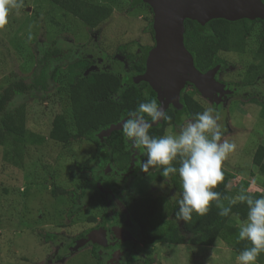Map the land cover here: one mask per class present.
Instances as JSON below:
<instances>
[{
	"label": "rangeland",
	"instance_id": "1",
	"mask_svg": "<svg viewBox=\"0 0 264 264\" xmlns=\"http://www.w3.org/2000/svg\"><path fill=\"white\" fill-rule=\"evenodd\" d=\"M89 1L113 8L111 18L93 29L50 0H18L19 7L11 9L7 23L0 26V87L11 74L31 79L46 48H60L61 55L85 54L94 58L101 70L124 74L126 60L119 47L127 44L126 51L138 53L145 49L141 45L153 44L154 0ZM260 32L257 23L244 52H220L228 65L219 68L216 79L229 92L219 96L191 84L180 90L173 82L163 85L171 87L170 104L179 105L184 90L203 111L211 108L220 115L222 140L236 144L222 165L231 176L229 188L234 197L247 191L264 195V175L252 160L257 147L264 145V76L260 87L242 85L255 53L264 52ZM67 64L68 60L56 62L59 68L54 79H49L47 89L19 96L12 104H26L27 128L43 136L44 142L27 144L21 164L6 159L5 152L11 150L9 143L0 144V264H98L95 253L101 255L102 264H143L148 258L151 264H238L239 254L221 240L212 246H186L171 240L143 247L134 228L123 226L118 212L109 209L107 217L103 216L101 195L107 196L109 190L99 176L111 181L113 175L103 174L94 161L79 166L96 153L93 140L101 139L103 134H94L90 140L74 141L69 137L74 122L67 91ZM190 119L179 115L166 135L178 134ZM132 149L133 157L137 156L138 150ZM121 159L129 163L123 182L137 191L136 162L129 154ZM84 177L91 182L84 184ZM55 187H84L86 194L74 204L67 195L53 196ZM152 194L159 192L153 188ZM234 222L240 224L237 219ZM91 231L96 233L86 241ZM49 234L56 238L48 240Z\"/></svg>",
	"mask_w": 264,
	"mask_h": 264
},
{
	"label": "trees",
	"instance_id": "2",
	"mask_svg": "<svg viewBox=\"0 0 264 264\" xmlns=\"http://www.w3.org/2000/svg\"><path fill=\"white\" fill-rule=\"evenodd\" d=\"M58 7L80 19L91 29L96 28L109 20L113 14V8L94 3L89 0H50ZM264 2V0H262ZM153 24V16L151 17ZM261 28V37H264V19L242 18L229 20L214 18L206 23L194 19L185 20L184 44L191 52L196 67L206 72L217 65L220 68L227 67L228 62L221 57V51L244 52L251 31L255 24ZM153 44L141 45L144 51L132 53L126 51L127 44L119 48L126 60L125 76L122 72L114 70H101L96 60L83 54L82 56L66 53L60 48H46L39 59V63L28 79L16 74L9 75L5 80V86L0 87V144L9 143L11 150L5 152L6 159L21 164L22 153L29 143L42 144L44 137L35 134L27 128V107L24 102L12 107L14 100L26 94H32L42 89H47L49 79H54L57 74L56 62L68 60L70 78L67 91L70 100V111L74 122V131L69 133L72 140H90L94 134L102 133L112 124L128 118V113L136 109L139 103L145 101V93L148 100H155L162 106L163 99L151 84L141 79L146 71L147 58L155 45V30L151 28ZM59 55L61 57H59ZM264 76V52H256L254 60L249 65L242 85L260 87ZM187 85H193L190 82ZM185 89V88H184ZM115 97L116 99H113ZM180 106L170 104L166 113L170 120L156 122L149 130L150 135L159 137L166 135L169 126L176 124L179 115L193 118L196 113L203 112L193 97L181 91ZM96 153L79 163L80 167L87 166L91 161L102 167L101 172L113 175L111 181L103 175L99 176L101 183L109 190V194H102L104 205V217L108 210L118 212L122 222L134 228V235L143 247H150L157 243L170 242L171 240L186 246H212L221 240L229 248L239 254L249 242L238 239L239 224L246 219L247 206L237 202L232 205L231 213L220 216L215 202H212L207 214L200 216L193 213L189 221L177 219L178 194L181 191L178 175H170L164 178L160 175L161 169L152 172H143L141 167L147 158L143 150L137 149V156L133 157L131 142L123 135V128L114 129L109 135H103L101 139L93 140ZM131 155L136 162L139 178L137 191H134L123 181V174L129 170V163L122 161L123 155ZM253 164L264 175V145L260 144L254 155ZM179 166L178 162H174ZM108 168L111 171H108ZM223 180L214 189L221 194L222 202L227 206L228 201L224 197H234L229 188L230 174L222 166ZM84 184L91 182L88 177L83 178ZM264 187V183H263ZM156 188L159 194L153 195L152 189ZM173 193V197L170 195ZM256 197L262 195L258 192H250ZM53 196L67 195L74 204L86 194V189L80 190L55 187ZM116 214V213H115ZM156 220L158 222H156ZM87 233V232H86ZM85 233V234H86ZM84 234V235H85ZM82 235V236H84ZM56 238L55 234H49L48 240ZM98 264H102L101 255L95 253ZM151 259H145L143 264H151ZM264 262V253L258 257L257 263Z\"/></svg>",
	"mask_w": 264,
	"mask_h": 264
},
{
	"label": "clouds",
	"instance_id": "3",
	"mask_svg": "<svg viewBox=\"0 0 264 264\" xmlns=\"http://www.w3.org/2000/svg\"><path fill=\"white\" fill-rule=\"evenodd\" d=\"M17 7L18 0H0V26L7 23L10 10ZM144 95L145 101L128 113L122 125L123 135L132 146L143 148L146 154L141 171L159 168L164 178L178 175L181 191L176 200V216L180 221L191 220L193 213L207 214L212 202L222 217L231 213L232 205L245 203L248 211L246 219L239 224L238 239L248 241L250 246L239 253L237 261L238 264H257L258 257L264 253V195L256 197L241 192L235 197H224L228 201L226 206L221 194L214 190L224 178L223 162L236 149L234 142L222 140L224 134L218 124L220 115L207 108L196 113L178 134L156 137L149 133L152 125L171 117L154 99L148 100L147 93Z\"/></svg>",
	"mask_w": 264,
	"mask_h": 264
},
{
	"label": "water",
	"instance_id": "4",
	"mask_svg": "<svg viewBox=\"0 0 264 264\" xmlns=\"http://www.w3.org/2000/svg\"><path fill=\"white\" fill-rule=\"evenodd\" d=\"M153 11L155 45L149 53L146 71L141 79L148 81L158 92L159 97L163 99L161 107L166 111L173 99H171V87L164 88L163 85H171L172 82L177 90L190 82L202 91L219 96L229 92L216 79L220 65L206 72L196 67L191 52L184 44L185 20L194 19L206 23L214 18L264 19V2L262 0H154ZM124 121L125 119L112 124L102 134L109 135L114 129H121ZM95 233L91 231L86 241L93 238Z\"/></svg>",
	"mask_w": 264,
	"mask_h": 264
},
{
	"label": "flooded vegetation",
	"instance_id": "5",
	"mask_svg": "<svg viewBox=\"0 0 264 264\" xmlns=\"http://www.w3.org/2000/svg\"><path fill=\"white\" fill-rule=\"evenodd\" d=\"M124 224V223H123ZM123 226H126L125 224ZM137 238V237H136Z\"/></svg>",
	"mask_w": 264,
	"mask_h": 264
}]
</instances>
